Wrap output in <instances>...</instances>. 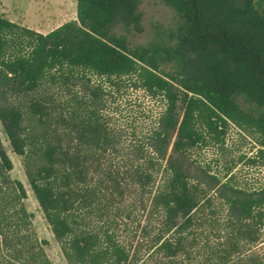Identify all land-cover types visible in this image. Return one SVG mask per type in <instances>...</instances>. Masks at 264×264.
Wrapping results in <instances>:
<instances>
[{
  "label": "trees",
  "instance_id": "1",
  "mask_svg": "<svg viewBox=\"0 0 264 264\" xmlns=\"http://www.w3.org/2000/svg\"><path fill=\"white\" fill-rule=\"evenodd\" d=\"M141 1L77 0L47 33L0 14L3 131L68 264H264V184L195 157L235 125L264 166V0H162L175 23L131 45ZM108 84L163 101L148 136L122 139ZM13 168L0 136V264H53Z\"/></svg>",
  "mask_w": 264,
  "mask_h": 264
},
{
  "label": "rangeland",
  "instance_id": "2",
  "mask_svg": "<svg viewBox=\"0 0 264 264\" xmlns=\"http://www.w3.org/2000/svg\"><path fill=\"white\" fill-rule=\"evenodd\" d=\"M142 12V31L133 27L117 26L119 34H125L131 45L148 43L155 34L157 26H171L175 23L174 10L162 0H142L139 5ZM0 14L27 25L43 33L72 19H77V0H0ZM98 82V77H93ZM107 110L110 111L112 123L122 133V139L130 144L149 135L164 106L161 99L152 98L142 89L123 84L121 87L105 85ZM0 136L6 151L10 155L14 168L11 175L20 179L28 192L25 200L29 211L34 214V228L41 239L48 240L46 251L53 264H68L60 244L55 239L43 210L41 209L25 174L22 158L17 155L3 131L0 123ZM171 148L169 149V151ZM258 151L256 138L231 125L225 141V148L212 145L195 154L196 160L210 166L211 172L225 175L227 167L233 165V172L242 186L260 187L264 184V166H254L249 159Z\"/></svg>",
  "mask_w": 264,
  "mask_h": 264
}]
</instances>
